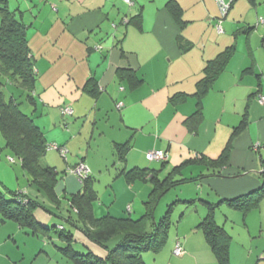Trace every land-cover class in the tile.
Segmentation results:
<instances>
[{
    "label": "crops",
    "instance_id": "0c3cea01",
    "mask_svg": "<svg viewBox=\"0 0 264 264\" xmlns=\"http://www.w3.org/2000/svg\"><path fill=\"white\" fill-rule=\"evenodd\" d=\"M133 2L0 0V7L5 5L26 27L38 75L32 117L48 144L68 148L70 165L83 160L99 179L96 217L131 214L137 219L144 212L150 185L128 184L120 176L122 169L162 170L159 176L165 177L187 160L215 162L177 173L176 180L185 182L175 188L190 184V193L183 189L175 201L176 225L150 264H218L197 228L208 212L198 199L216 205L214 221L230 234L232 264H264V195L249 197L253 201L246 211L226 202L252 194L262 184L264 24L259 19L264 18V0H238L222 34L215 27L219 12L214 0ZM134 16L140 27L126 24ZM224 52L230 53L224 68L208 92L199 95L209 61ZM119 69L133 70L131 81L124 74L118 77ZM91 78L100 87L97 97L86 90ZM116 103L124 104L121 111ZM64 106L73 110L71 116L61 115ZM33 109L28 105L26 111ZM129 141L132 148L119 164L114 145ZM227 148L228 161L221 162ZM151 149L169 152L166 167L146 160ZM46 164L61 169L58 161ZM60 180V191L79 192L76 177L64 174ZM22 190L42 197L34 185ZM162 199L156 219L174 203L161 205ZM191 200L195 208L186 209L193 206L187 205ZM35 214L42 224L53 221L41 210ZM177 246L183 251L179 256ZM90 247L104 257L103 250ZM48 249L13 221L0 222V264H62L56 249L49 254Z\"/></svg>",
    "mask_w": 264,
    "mask_h": 264
},
{
    "label": "trees",
    "instance_id": "16d2710c",
    "mask_svg": "<svg viewBox=\"0 0 264 264\" xmlns=\"http://www.w3.org/2000/svg\"><path fill=\"white\" fill-rule=\"evenodd\" d=\"M237 1L235 0L231 5L225 20ZM132 3L134 4L133 1ZM0 17V76L1 79H5L4 82L0 81V133L5 142L4 147L0 145V152L8 149L14 153L23 170L30 177L31 185H34L42 194V197L38 198L30 195L27 190L8 192L13 199L7 200L0 189V222L13 221L26 234L41 239L49 249L55 248L61 257L62 264H146L145 256L150 253L153 255L159 253L168 242L171 230L176 225L178 214H174V211L177 202L167 206L159 219H156V211L162 197L185 182L184 179L176 180L177 173H180L183 167L200 163L212 166L215 162L204 157L200 159V162L196 159L187 160L174 167L165 177L159 176L162 170L134 168L125 171L122 169L120 176L128 184L144 182L150 185L149 196L143 203L144 212L137 219L131 214L121 217L112 215L96 217L95 209L100 202L97 190L100 181L97 177H93L89 166L83 160L78 161L74 166L70 165L68 148L48 144L43 131L36 125L32 115L36 110L34 93L38 75L30 55L26 27L14 18V14L5 5L0 7ZM138 18L134 16L126 24L140 27L141 21L140 18L137 20ZM261 20L263 19H259L260 24ZM247 31H250V28ZM229 54L224 52L214 61H209L210 71L200 83L199 95L208 92L213 80L225 66L224 58ZM132 72L135 73L131 69H119L117 73L118 77L124 74L125 78L131 81ZM136 82L139 83L138 80L133 81V83ZM86 85L90 96L100 95V87L93 78L89 79ZM6 91L10 93L8 99ZM28 105L34 107L32 112L26 111ZM115 106L118 111H121L124 104L116 103ZM65 108L70 107L64 106L61 109V115L68 117L69 115L62 114ZM131 148L130 141L126 145H114V156L119 164L125 163ZM49 150H55L61 155L65 164L64 169H58L53 165H42V160ZM152 151L164 152L166 160L151 162L147 159V155ZM228 152L229 148L221 156V162L228 161ZM169 156V152L165 150L151 149L145 153L148 162L159 163L163 168L168 164ZM11 159L15 161L14 158L11 157ZM262 164L264 168V159ZM81 166L85 167L88 173L83 176L74 174L73 170ZM64 174L77 178L80 183L78 193L68 194L64 189L60 191L59 185L62 181L60 179ZM262 175L261 187L256 192L235 200H227V204L236 209L248 210L252 204L250 201H253L249 197L256 195L262 198L264 195V171ZM63 200L68 202L69 209L66 208L68 216L62 217L65 225H59L55 223L54 218L59 217L61 213L64 214ZM196 201L204 204L208 211L197 228L205 236L218 264H232L230 234L214 221L216 205L202 199ZM194 203L195 201L191 200L187 205ZM195 206L196 204L186 209H194ZM38 210L50 216L53 221L42 224L35 214ZM129 212L131 210H128ZM90 246L103 250L104 257L99 256ZM48 250L46 252L49 254L50 250Z\"/></svg>",
    "mask_w": 264,
    "mask_h": 264
},
{
    "label": "rangeland",
    "instance_id": "374dc122",
    "mask_svg": "<svg viewBox=\"0 0 264 264\" xmlns=\"http://www.w3.org/2000/svg\"><path fill=\"white\" fill-rule=\"evenodd\" d=\"M132 1L128 5L132 6L133 5ZM215 4H216V1H215ZM216 7H217V10L219 12L217 4H216ZM218 17H219V15H218ZM4 80L5 79H1V76H0V81L4 82ZM1 137H2V135L0 133V142H1L2 147H4L5 144H3V142H2L3 138H1ZM53 152H55L57 155L54 154ZM53 156L55 158H53ZM11 157L14 158L15 161H13L11 159ZM47 160L51 161V164H53L56 161H58L60 166H61V168H63L65 166L63 158L55 150H49L47 152L46 156L42 160V165L45 164V166H46V161ZM172 168H174V167H172ZM184 168H186V167H183V169ZM192 169H194V167H192ZM197 170H199V167L197 168ZM29 184H31L30 177L23 170L22 165L19 162V159L10 150L3 149L0 152V189L4 192V194L6 196V199L7 200H12L13 199V196L10 193H8V192L21 191L22 189L27 188L29 186ZM189 185L190 184H185L186 188H184V186L183 187L181 186V187H177V188H174L173 190H171L168 194H166L164 196V198L162 199V204L161 205H164V204L165 205H169L170 203L177 201L179 198H181V196H182L181 193H182L183 189H186V192L190 193ZM62 206L64 207V214L61 213V215L59 214L60 215L59 217L54 218L55 223L59 224V225L64 224V222H63L64 220H63L62 217L68 216V212H67V209H66V208L69 209L68 202L66 200H63L62 201ZM178 213H179V211L177 212V214ZM50 226H53V225H50ZM153 258H154L153 253L147 254L145 256L146 264H150V262H152Z\"/></svg>",
    "mask_w": 264,
    "mask_h": 264
},
{
    "label": "built area",
    "instance_id": "2783aa9c",
    "mask_svg": "<svg viewBox=\"0 0 264 264\" xmlns=\"http://www.w3.org/2000/svg\"><path fill=\"white\" fill-rule=\"evenodd\" d=\"M124 1L128 4L131 3V0H124ZM215 1L219 9V17L217 19L216 28H217L218 33L221 34L223 33L222 24L229 13L231 5L235 2V0H215ZM261 23L264 24V20H261ZM263 102H264V99H261V103ZM62 114L64 116H67V115L71 116L73 114V110L70 108H65L62 110ZM53 147L57 148L56 146H53ZM166 158L167 157L162 151H152V152H149L147 155V159L150 160L151 162L165 161ZM73 173L79 176H83L84 174L88 173V170L85 167L81 166L73 170ZM182 253H183L182 249L179 246H177L175 250V254L179 256Z\"/></svg>",
    "mask_w": 264,
    "mask_h": 264
}]
</instances>
